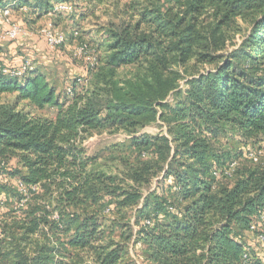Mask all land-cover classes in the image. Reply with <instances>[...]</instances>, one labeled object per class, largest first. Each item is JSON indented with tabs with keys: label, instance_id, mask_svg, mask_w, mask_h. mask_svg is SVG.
Returning a JSON list of instances; mask_svg holds the SVG:
<instances>
[{
	"label": "trees",
	"instance_id": "1",
	"mask_svg": "<svg viewBox=\"0 0 264 264\" xmlns=\"http://www.w3.org/2000/svg\"><path fill=\"white\" fill-rule=\"evenodd\" d=\"M169 1L111 30L92 70L74 59L70 95L0 71V264H264V0ZM27 2L0 8L56 3ZM100 132L129 137L110 173L85 148Z\"/></svg>",
	"mask_w": 264,
	"mask_h": 264
},
{
	"label": "rangeland",
	"instance_id": "2",
	"mask_svg": "<svg viewBox=\"0 0 264 264\" xmlns=\"http://www.w3.org/2000/svg\"><path fill=\"white\" fill-rule=\"evenodd\" d=\"M33 1L28 0L31 4ZM52 2H69L74 8L73 13L53 14L51 11L47 14L42 13V16L38 17L32 14L31 11L30 13L29 11L26 12L27 6L20 9L5 7L10 11L11 21L23 27L27 35L13 42L0 43L2 46L0 47V50H2L0 51V66L10 64L18 57L22 61L29 60L33 68L44 74L49 84L62 96L67 94L69 83L81 74L79 70L82 69V63L73 59V52L79 46L86 45L90 50H93L96 57L103 55L105 46L109 42L110 31L120 29L127 24H133L140 17L143 10L160 9L161 12L167 10L170 13L177 12L176 3L169 0H102L100 4L89 0H52ZM46 24H51L54 33L62 35L65 39L64 44L55 52L49 51L38 35V32ZM6 28L7 26L0 21V33ZM11 45L14 46L15 56H11ZM180 87L184 88L183 83ZM2 100L12 102L14 97L5 96ZM19 108L30 110L26 102L21 103ZM37 114L49 118L54 115L49 109L37 112ZM160 131V124L157 122L147 126L137 135H154ZM128 139L129 137L123 132L95 133L85 143V148L88 155L100 156L98 163L110 173L114 165V160L110 158L124 156L126 153V145L124 144ZM227 146L233 152L241 151L242 154L247 149L236 137L231 138ZM251 148L258 153L260 161L264 159L263 144L254 145ZM245 162L248 161L241 158L238 164H245ZM10 168H14V163L10 164ZM15 182L16 180L9 181L5 176L0 175V186H2L1 184H7L8 187L14 188ZM117 233L119 234V230H117ZM249 244L256 246L251 241H249ZM257 247L259 246L257 245ZM142 252L139 248H130L121 264H148L142 257Z\"/></svg>",
	"mask_w": 264,
	"mask_h": 264
},
{
	"label": "built area",
	"instance_id": "3",
	"mask_svg": "<svg viewBox=\"0 0 264 264\" xmlns=\"http://www.w3.org/2000/svg\"><path fill=\"white\" fill-rule=\"evenodd\" d=\"M74 8L71 4L60 2L56 3L53 7V14H71ZM10 11L7 8H0V21L7 26V28L0 33V43L2 42H12L18 38L27 35L26 31L19 24L12 22L10 17ZM38 35L41 39L45 41L47 49L51 52L58 50L63 44L65 39L62 35H57L54 33L52 25L46 24L39 32ZM77 35V34H75ZM73 59H82L87 64L89 70H92L96 63V55L93 50H90L86 45H81L73 52ZM34 70L32 63L29 60H24L21 66L17 68H10L7 66L1 67L0 71L3 75L9 76L11 78L21 79L26 74ZM66 93L70 95V89L67 88ZM248 158L252 163H257L259 161V156L257 152H252L248 154ZM1 168V164H0ZM263 220V218H262ZM148 224V223H146Z\"/></svg>",
	"mask_w": 264,
	"mask_h": 264
},
{
	"label": "crops",
	"instance_id": "4",
	"mask_svg": "<svg viewBox=\"0 0 264 264\" xmlns=\"http://www.w3.org/2000/svg\"><path fill=\"white\" fill-rule=\"evenodd\" d=\"M13 42V41H12ZM0 47H2L1 45H0ZM10 47V46H9ZM14 46H12L11 45V47H10V53H11V56H15V50H14V48H13ZM1 49V48H0ZM0 51H2V50H0ZM22 60H21V58H15L12 62H10V64H2L1 66H10V68H17V67H19V66H21V64H22ZM66 84H68V83H66Z\"/></svg>",
	"mask_w": 264,
	"mask_h": 264
}]
</instances>
